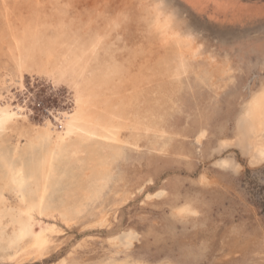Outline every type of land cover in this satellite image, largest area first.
<instances>
[{
  "label": "rangeland",
  "instance_id": "1",
  "mask_svg": "<svg viewBox=\"0 0 264 264\" xmlns=\"http://www.w3.org/2000/svg\"><path fill=\"white\" fill-rule=\"evenodd\" d=\"M165 2L194 32L199 54L180 61L170 48L152 61L157 68L135 107L141 123L121 132L124 152L113 179L75 221L40 217L34 229L57 227L42 259L0 264H264V161L250 164L234 138L238 114L264 84V0ZM118 3L75 0L84 20L102 24L97 11L118 17ZM112 27L107 42L117 32ZM3 50L0 105L32 124L50 119L57 129L54 115L71 108L72 86L42 75L39 52L18 72ZM220 137L234 143L213 150ZM221 157L232 167L215 165Z\"/></svg>",
  "mask_w": 264,
  "mask_h": 264
},
{
  "label": "bare ground",
  "instance_id": "2",
  "mask_svg": "<svg viewBox=\"0 0 264 264\" xmlns=\"http://www.w3.org/2000/svg\"><path fill=\"white\" fill-rule=\"evenodd\" d=\"M114 1L122 2L115 9L120 16L97 9L102 24L84 20L75 0H0V54L4 48L21 72L39 52L42 75L73 88L71 108L54 115L57 129L50 119L32 124L0 105V259L20 263L44 257L57 227L44 223L34 229V224L41 216L75 221L109 184L113 163L124 152L121 132L141 123L135 107L153 75L152 61L170 48L180 61L200 52L194 32L181 25L165 0ZM109 26L117 32L107 42ZM143 31L151 38L146 43ZM234 126L235 146L243 148L248 162L264 161V84L249 95ZM230 143L220 137L213 150ZM213 162L224 170L232 167L228 157Z\"/></svg>",
  "mask_w": 264,
  "mask_h": 264
}]
</instances>
